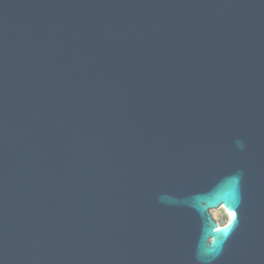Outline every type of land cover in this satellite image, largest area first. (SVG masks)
I'll list each match as a JSON object with an SVG mask.
<instances>
[{
	"label": "water",
	"instance_id": "1",
	"mask_svg": "<svg viewBox=\"0 0 264 264\" xmlns=\"http://www.w3.org/2000/svg\"><path fill=\"white\" fill-rule=\"evenodd\" d=\"M0 264H264V0H0Z\"/></svg>",
	"mask_w": 264,
	"mask_h": 264
},
{
	"label": "rangeland",
	"instance_id": "2",
	"mask_svg": "<svg viewBox=\"0 0 264 264\" xmlns=\"http://www.w3.org/2000/svg\"><path fill=\"white\" fill-rule=\"evenodd\" d=\"M210 215L219 226L225 225L229 220V215L223 208L211 210Z\"/></svg>",
	"mask_w": 264,
	"mask_h": 264
},
{
	"label": "bare ground",
	"instance_id": "3",
	"mask_svg": "<svg viewBox=\"0 0 264 264\" xmlns=\"http://www.w3.org/2000/svg\"><path fill=\"white\" fill-rule=\"evenodd\" d=\"M229 219H231V216L229 215Z\"/></svg>",
	"mask_w": 264,
	"mask_h": 264
}]
</instances>
